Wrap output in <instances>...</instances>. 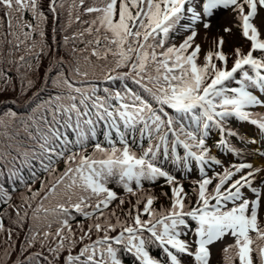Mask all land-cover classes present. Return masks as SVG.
<instances>
[{
  "label": "snow or ice",
  "instance_id": "6c2138e0",
  "mask_svg": "<svg viewBox=\"0 0 264 264\" xmlns=\"http://www.w3.org/2000/svg\"><path fill=\"white\" fill-rule=\"evenodd\" d=\"M229 11L218 31L247 51L224 35L205 50L201 26L206 42ZM262 14L264 0H0V264H212L218 245L220 264H264V162L233 128L264 135Z\"/></svg>",
  "mask_w": 264,
  "mask_h": 264
},
{
  "label": "rangeland",
  "instance_id": "374dc122",
  "mask_svg": "<svg viewBox=\"0 0 264 264\" xmlns=\"http://www.w3.org/2000/svg\"><path fill=\"white\" fill-rule=\"evenodd\" d=\"M262 16H264V14H262ZM232 21V14L231 12H224L222 14H218L215 18H213L212 20V28L210 29V31L208 32V39L205 42L204 40V36H205V32L201 26L200 29V35L197 37V42L198 43H202L203 47L205 48V50H208L210 48L213 47L212 41L214 37H217L218 35H224L225 39L228 41V46L225 48V51L227 52H231L232 48L234 46H245L244 45V41L240 38L238 30L237 29H233V32L236 33L234 36H228L222 32H219V29H222L225 26H230ZM261 20H257V24H261ZM262 30H264V25H262ZM179 42V38L177 39V43ZM244 51H247V47H243ZM256 111H264V109H256ZM233 128H236L240 134L242 136H248V137H255L258 140V143L255 145H248L247 148H245L244 145H241L239 140L233 138V144H235L238 147L241 148H245V156L247 158L248 161L250 162H255V163H261L264 162V157H260L258 155H255L252 150L254 149H261L264 150V135H261L258 130H256L254 127H250L248 125H244V126H240L237 127V125L234 123L233 124ZM222 159H234L232 157H222ZM196 175L193 174L192 179H196ZM163 181H160V184H162ZM185 184V188L187 190H189V192H191V186L189 184V182L187 180L184 181ZM36 187H39V184L36 185ZM146 187H149L148 185H146ZM118 192H120L121 195H124V193L117 188L116 189ZM23 191V189L21 190ZM153 192L155 195L159 196L161 192H169V195H171L170 191L167 188H161L159 185H156L153 188ZM18 195V194H17ZM134 199V198H133ZM193 200L195 199V197L192 198ZM169 201L166 197H160L159 201L156 204V207L159 208L161 206H168ZM125 208L128 207V205L126 204L124 206ZM118 214H119V210ZM5 221L7 222V224H5L6 226H9V222L8 220L5 219ZM23 236V234H21V237ZM5 239L4 236H0V242H2ZM228 242H231L230 240H228ZM221 261V250H220V246H216L213 248V258H212V264H220Z\"/></svg>",
  "mask_w": 264,
  "mask_h": 264
},
{
  "label": "trees",
  "instance_id": "16d2710c",
  "mask_svg": "<svg viewBox=\"0 0 264 264\" xmlns=\"http://www.w3.org/2000/svg\"><path fill=\"white\" fill-rule=\"evenodd\" d=\"M48 28H49V36H48V42L49 43H51L52 42V34H51V28H52V23H51V17H49V25H48ZM62 36H63V33H60V34H58L57 35V40H62ZM244 45L245 46H243V47H247V45L245 44V42H244ZM64 54V52H63V49H61V55H63ZM43 74V73H42ZM100 87H104V86H106L105 84H103V83H101L100 85H99ZM37 87H39V85H37ZM114 87H119V82H117V84L116 85H114ZM29 95H31V93H29ZM10 98H9V96H7V95H5V96H0V101H4V100H9ZM25 99H26V97H25ZM8 107H12L13 105H11V103H9L8 105H7ZM25 107H27V105L25 106ZM22 189H20V191H21ZM14 202H16L15 201V197H14ZM10 211V210H9ZM6 220H7V218H5ZM5 222V224H7V222L6 221H4ZM14 258V257H13Z\"/></svg>",
  "mask_w": 264,
  "mask_h": 264
}]
</instances>
